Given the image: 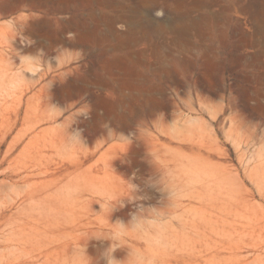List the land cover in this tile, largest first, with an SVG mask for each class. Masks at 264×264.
Segmentation results:
<instances>
[{"label":"rangeland","instance_id":"1","mask_svg":"<svg viewBox=\"0 0 264 264\" xmlns=\"http://www.w3.org/2000/svg\"><path fill=\"white\" fill-rule=\"evenodd\" d=\"M54 1L0 0V63L36 66L0 96V264H264V0Z\"/></svg>","mask_w":264,"mask_h":264},{"label":"crops","instance_id":"2","mask_svg":"<svg viewBox=\"0 0 264 264\" xmlns=\"http://www.w3.org/2000/svg\"><path fill=\"white\" fill-rule=\"evenodd\" d=\"M78 0H55L53 3H49V5L42 9V8H34V11L36 10H45V11H50V12H58V13H75V12H83L85 9V6H83V0H80V3H77ZM22 10H28L27 8H23ZM21 10V11H22ZM31 11V10H29ZM54 27L56 28V34L61 35L62 33H67L72 30L78 31L79 35L82 37L83 34V20L80 21H75L73 19H67L64 21H58L54 22ZM56 45H59L62 47V49H69L71 50L72 48L77 49L80 48L83 51V41H79L77 38L75 40H68V39H62V41L57 42ZM249 48L252 47H257L255 49V54L252 56H248L245 67L248 69H257L260 71L262 70V73H257L258 75L262 74L264 76V58L262 55H264V45L259 46L257 42H250L247 45ZM261 47V49H259ZM253 56H259L260 58H257L255 61ZM254 73H249V76H252ZM250 81V80H248ZM254 82L251 80L248 82V84H253Z\"/></svg>","mask_w":264,"mask_h":264},{"label":"bare ground","instance_id":"3","mask_svg":"<svg viewBox=\"0 0 264 264\" xmlns=\"http://www.w3.org/2000/svg\"><path fill=\"white\" fill-rule=\"evenodd\" d=\"M4 13V9L2 7V4H0V17L3 16ZM16 24H18L19 26H24L23 22L17 20ZM7 44V35L4 33L3 30H0V46H3ZM5 47V46H4ZM9 48V47H8ZM1 49V50H2ZM27 50H31V49H27ZM24 68V69H23ZM25 70H28L30 73H35L36 72V66L33 63H29L27 62V65H25V67H21L20 69H18V71L14 72L12 75L8 74V71L6 70V66L4 65V63H0V96L2 94H6V92L8 90H12L14 88H18L25 80V77L27 75V72ZM28 77V76H27ZM26 77V78H27ZM28 87V86H27ZM19 89V88H18ZM16 91V90H15ZM4 96V95H3ZM16 96V95H15ZM8 98V96H7ZM2 99V98H1ZM5 99V98H3ZM10 99V98H9ZM6 103V102H5ZM9 182V181H8ZM3 183V182H2ZM11 183V182H10ZM9 184V183H8ZM2 185V184H1ZM11 185V184H10ZM18 185V184H17ZM8 187V185H6ZM19 186V185H18ZM17 186V187H18ZM25 186V185H24ZM1 187V186H0ZM13 187V186H12ZM10 187V188H12ZM28 187V186H26ZM5 188V187H3ZM9 188V189H10ZM16 188V187H15ZM20 188V187H19ZM24 188V187H22ZM21 188V190H22ZM8 189V190H9ZM18 190V189H16ZM25 190V189H24ZM3 191V190H2ZM5 192V191H4ZM17 192V191H16ZM4 196V195H3ZM8 196V195H7ZM11 197V196H10ZM2 199V198H1ZM12 199V197H11ZM9 200V199H8ZM1 201V200H0ZM10 203V202H9ZM10 231V230H9ZM5 237V236H4ZM4 242H6L4 240ZM3 243V242H2ZM8 243H10V241H8ZM11 248H14L13 245ZM23 249V248H22ZM8 251V249L6 250ZM11 251V250H10ZM3 254V253H2ZM10 254V253H9ZM13 254V253H12ZM2 261V260H1Z\"/></svg>","mask_w":264,"mask_h":264}]
</instances>
